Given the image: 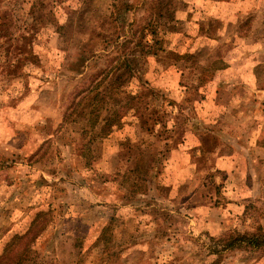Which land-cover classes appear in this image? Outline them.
I'll list each match as a JSON object with an SVG mask.
<instances>
[{
    "label": "rangeland",
    "instance_id": "obj_1",
    "mask_svg": "<svg viewBox=\"0 0 264 264\" xmlns=\"http://www.w3.org/2000/svg\"><path fill=\"white\" fill-rule=\"evenodd\" d=\"M10 242L264 264V0H0V264Z\"/></svg>",
    "mask_w": 264,
    "mask_h": 264
},
{
    "label": "trees",
    "instance_id": "obj_2",
    "mask_svg": "<svg viewBox=\"0 0 264 264\" xmlns=\"http://www.w3.org/2000/svg\"><path fill=\"white\" fill-rule=\"evenodd\" d=\"M148 23L147 24H145V25H143L142 27H141V30H144V29H148L149 31H150V33L153 35V34H155L156 32H157V28H156V25L154 24V22H153V20H151V17L148 19V21H147ZM16 41H17V39H16ZM155 41V40H154ZM10 43V41L8 40H6V39H3V41H2V43L1 44H3L5 47H6V53H5V56H6V54H8L9 55V57L13 54V55H15V51L17 50V49H20V45H14V47L15 48H12L13 49V51H10V49H9V47L7 46V44H9ZM11 44V43H10ZM27 47H25V48H23L22 49V53L20 54L21 56L20 57H17V59H16V61H15V63L14 64H12V71L13 72H15V70H16V68L18 67V63H21V62H23V61H25V60H30L31 62H33V60H34V58L36 57V55H34V53L32 52V50H30L29 48H27ZM13 52V53H12ZM32 59V60H31ZM8 61V59L7 58H5L4 59V63L3 64H6V62ZM15 75V73H13V76ZM94 122V120H92V122H91V124ZM18 237H20V236H15L14 237V239H17ZM253 235H251V236H249V237H246V239L245 238H236V239H234V241H240V240H243V239H245L246 241H249V243L250 244H252V245H254L253 244ZM232 242L233 241H231L230 243H229V247H233L234 245L232 244ZM12 247H13V243L12 242H10V243H8L7 245H6V248H5V250H4V253L2 254V256H4L5 258L8 256V257H11L12 259H11V261L12 262H14L15 264H19L22 260H23V254H24V252H25V247L23 248V249H21L20 251H17V252H15V253H13L12 255H9V251L12 249ZM1 258V257H0Z\"/></svg>",
    "mask_w": 264,
    "mask_h": 264
}]
</instances>
